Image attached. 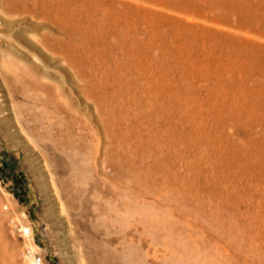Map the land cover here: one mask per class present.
<instances>
[{"label":"rangeland","instance_id":"obj_1","mask_svg":"<svg viewBox=\"0 0 264 264\" xmlns=\"http://www.w3.org/2000/svg\"><path fill=\"white\" fill-rule=\"evenodd\" d=\"M264 264V0H0V264Z\"/></svg>","mask_w":264,"mask_h":264},{"label":"built area","instance_id":"obj_2","mask_svg":"<svg viewBox=\"0 0 264 264\" xmlns=\"http://www.w3.org/2000/svg\"><path fill=\"white\" fill-rule=\"evenodd\" d=\"M7 224L14 235L23 242V259L30 264H45V257L35 240L34 223L26 210L11 207L8 202L3 205Z\"/></svg>","mask_w":264,"mask_h":264}]
</instances>
